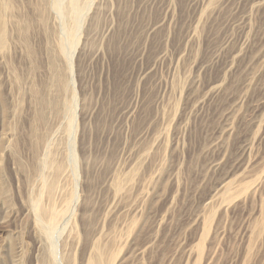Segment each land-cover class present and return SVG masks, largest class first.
<instances>
[{
	"label": "rangeland",
	"instance_id": "obj_1",
	"mask_svg": "<svg viewBox=\"0 0 264 264\" xmlns=\"http://www.w3.org/2000/svg\"><path fill=\"white\" fill-rule=\"evenodd\" d=\"M35 2L9 0L0 57V264H37L35 118L71 94L89 212L67 264L87 238L110 264H264V0H92L69 88Z\"/></svg>",
	"mask_w": 264,
	"mask_h": 264
},
{
	"label": "bare ground",
	"instance_id": "obj_2",
	"mask_svg": "<svg viewBox=\"0 0 264 264\" xmlns=\"http://www.w3.org/2000/svg\"><path fill=\"white\" fill-rule=\"evenodd\" d=\"M35 1L34 9L42 22H46L50 17L59 20L61 38L53 57L55 56L65 67L66 83L69 88L73 77L71 64L74 56L77 55V44L73 46L71 41V44L68 41L73 36V32L80 30L83 19L90 11L92 0ZM10 3L9 0H0V57L4 54L6 47V28H12L14 22L10 14ZM214 89L217 90V88ZM76 102V97L74 98L71 94L64 111H41L35 118L39 127H35L34 131L32 129L31 165L28 169L30 183V191H28L31 196L26 210L31 219V230L35 235L39 252L37 264H67L62 254L63 234L68 227L71 230L74 229L71 222L73 217H79V222L83 226V220L89 212L84 208L88 190L87 177L81 176L87 171L80 174L76 153V149L78 150V131L75 126L76 113H78ZM4 139L10 143L8 134ZM120 188L124 189L125 185L123 187L121 185ZM120 188L112 187L113 199L118 197ZM73 264L110 263L103 258L95 242L87 238L77 262L74 261Z\"/></svg>",
	"mask_w": 264,
	"mask_h": 264
}]
</instances>
